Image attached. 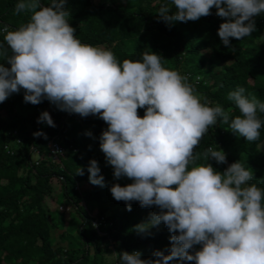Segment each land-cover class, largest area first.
I'll use <instances>...</instances> for the list:
<instances>
[{
  "label": "clouds",
  "instance_id": "9594fccd",
  "mask_svg": "<svg viewBox=\"0 0 264 264\" xmlns=\"http://www.w3.org/2000/svg\"><path fill=\"white\" fill-rule=\"evenodd\" d=\"M65 4L17 0L15 11L30 13L28 21L12 30L0 25V57L10 65L0 63V102L23 89L24 102L47 99L59 110L98 115L106 122L99 148L114 178L132 180L112 184V197L124 201L129 211L132 201L159 208L133 226L138 233H156L145 237L152 246L172 233L167 254L155 250L154 258H142L138 250L121 251L116 253L118 264H264V189L252 183L253 171L240 160L223 172L214 169L210 159L226 163V153L217 145L203 153L193 151L218 118L247 141L258 140L264 100L245 94L243 87L229 91L227 99L239 113L230 119L220 104L211 105L195 91L187 75L164 67L160 54L145 51L138 59L118 62L111 49L83 43L69 24ZM213 7L225 18L217 35L229 48L230 37L250 36L256 30L253 18L264 14V0H160L157 14L170 27L175 21L207 16ZM138 108L144 109L142 117ZM37 122L55 127L47 110ZM33 135L46 138L42 130ZM50 147L56 153V145ZM201 156L206 162L196 163ZM86 167L89 182L103 187L97 160L90 159ZM76 174L83 175L84 167L78 166ZM90 214L104 235L98 210ZM161 222L169 231L154 227ZM194 245L199 249L192 250Z\"/></svg>",
  "mask_w": 264,
  "mask_h": 264
},
{
  "label": "trees",
  "instance_id": "16d2710c",
  "mask_svg": "<svg viewBox=\"0 0 264 264\" xmlns=\"http://www.w3.org/2000/svg\"><path fill=\"white\" fill-rule=\"evenodd\" d=\"M100 1L66 0L69 24L83 43L111 49L118 62L138 59L145 51L160 54L164 67L187 75L195 91L211 105L220 104L230 119L239 113L227 99L229 91L243 87L245 94L264 100V14L253 18L256 30L250 36L239 40L230 37L229 48L217 35L225 18L216 15L215 7L207 16L175 21L169 27L158 19L160 0ZM16 2L0 0V25H8L10 30L30 17L27 11H15ZM3 35L0 33V41ZM0 63L10 67L3 57ZM23 92L21 89L0 102V264H118L116 253L121 251L138 250L142 258H154L155 250L167 254L172 233L164 234L152 246L151 239L145 237H157L154 231L133 230L159 208L141 207L132 201L129 211L125 202L115 200L109 191L114 183L124 186L132 180L114 178L113 167L99 148L98 138L106 122L98 115L82 117L59 110L47 99L38 104L24 102ZM43 110L49 112L55 127L37 122ZM137 114L142 117L144 109L138 108ZM258 115L264 120V113ZM38 130L46 138L34 136ZM86 131L92 135H85ZM260 131L258 140L247 141L218 118L193 151L203 153L209 146H219L226 153V163L210 159L214 169L223 172L228 164L240 160L253 171L252 183L264 189V126ZM50 144L56 145V153ZM55 154L58 159H54ZM90 159L98 162L103 187L88 180ZM205 162L202 156L196 161ZM78 166L84 167L83 175L76 174ZM48 200L52 207L46 206ZM62 207L70 208L73 217L80 220L77 236L59 233L66 219ZM95 209L99 222L104 220L100 227L104 235L99 234L91 217ZM154 227L169 231L163 222ZM199 247L194 245L192 250Z\"/></svg>",
  "mask_w": 264,
  "mask_h": 264
},
{
  "label": "rangeland",
  "instance_id": "374dc122",
  "mask_svg": "<svg viewBox=\"0 0 264 264\" xmlns=\"http://www.w3.org/2000/svg\"><path fill=\"white\" fill-rule=\"evenodd\" d=\"M101 1L104 2V1H107V0H101ZM47 202H48L47 203L48 205L46 204L47 207L48 206H50V207L53 206L52 202H50L49 200ZM62 210L59 209L58 211H62ZM65 217H66V219H65L63 228L59 230V233H61V232H68L70 234H73V235L77 236V227L79 225L80 220L73 217L72 210H70V212H66Z\"/></svg>",
  "mask_w": 264,
  "mask_h": 264
}]
</instances>
